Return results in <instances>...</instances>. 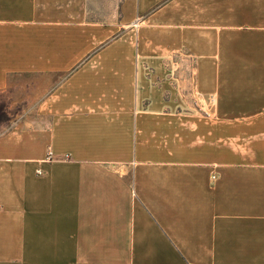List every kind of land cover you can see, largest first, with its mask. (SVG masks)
<instances>
[{
    "label": "crops",
    "instance_id": "1",
    "mask_svg": "<svg viewBox=\"0 0 264 264\" xmlns=\"http://www.w3.org/2000/svg\"><path fill=\"white\" fill-rule=\"evenodd\" d=\"M0 11V264H264V0Z\"/></svg>",
    "mask_w": 264,
    "mask_h": 264
},
{
    "label": "rangeland",
    "instance_id": "2",
    "mask_svg": "<svg viewBox=\"0 0 264 264\" xmlns=\"http://www.w3.org/2000/svg\"><path fill=\"white\" fill-rule=\"evenodd\" d=\"M3 16H7L6 12L0 11V19ZM15 93L16 96L11 97V89H0V138L11 130L12 124L16 123L18 116L25 110L22 87Z\"/></svg>",
    "mask_w": 264,
    "mask_h": 264
},
{
    "label": "bare ground",
    "instance_id": "3",
    "mask_svg": "<svg viewBox=\"0 0 264 264\" xmlns=\"http://www.w3.org/2000/svg\"><path fill=\"white\" fill-rule=\"evenodd\" d=\"M38 172H40V171H38ZM40 174V173H39Z\"/></svg>",
    "mask_w": 264,
    "mask_h": 264
},
{
    "label": "built area",
    "instance_id": "4",
    "mask_svg": "<svg viewBox=\"0 0 264 264\" xmlns=\"http://www.w3.org/2000/svg\"><path fill=\"white\" fill-rule=\"evenodd\" d=\"M38 173H40V172H38Z\"/></svg>",
    "mask_w": 264,
    "mask_h": 264
}]
</instances>
